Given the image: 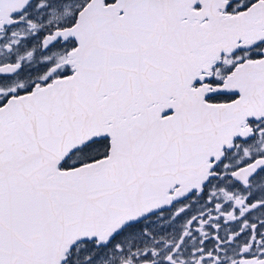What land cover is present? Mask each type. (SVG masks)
Here are the masks:
<instances>
[{
	"label": "snow or ice",
	"instance_id": "1",
	"mask_svg": "<svg viewBox=\"0 0 264 264\" xmlns=\"http://www.w3.org/2000/svg\"><path fill=\"white\" fill-rule=\"evenodd\" d=\"M0 264H264V0H0Z\"/></svg>",
	"mask_w": 264,
	"mask_h": 264
}]
</instances>
